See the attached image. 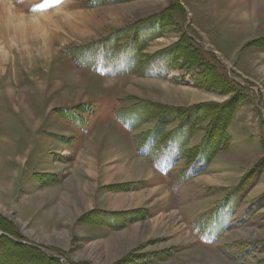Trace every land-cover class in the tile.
<instances>
[{"label":"rangeland","instance_id":"rangeland-1","mask_svg":"<svg viewBox=\"0 0 264 264\" xmlns=\"http://www.w3.org/2000/svg\"><path fill=\"white\" fill-rule=\"evenodd\" d=\"M6 1L81 22L48 32V59L0 40V264H264V156L195 176L214 115L230 120L212 160L246 138L264 152V0L233 33L213 0ZM169 108L200 126L179 129ZM128 151L152 172H120ZM247 177L263 182L251 196Z\"/></svg>","mask_w":264,"mask_h":264},{"label":"bare ground","instance_id":"bare-ground-1","mask_svg":"<svg viewBox=\"0 0 264 264\" xmlns=\"http://www.w3.org/2000/svg\"><path fill=\"white\" fill-rule=\"evenodd\" d=\"M49 1L51 2V0ZM261 4H264V1H261ZM210 5L213 6L212 7L213 10L217 11L218 13L217 16H219L220 18L222 17L224 19H227L226 23L228 26L231 27V29H228V30H231V33H233V32H236V30H238V25L242 23H248L247 22L248 20L253 19L255 12L258 9L260 3L257 4L254 2L253 4L252 2L250 3V1L248 0H213L211 1ZM79 22L81 21L77 20L76 15H72V19H70L69 17L67 18L66 15L60 14V12L56 14L55 13L47 14L44 16H37V14L32 15V16H26V15L21 14V11H19L18 9H15L14 7H12V5L8 4L6 0H0V40L3 38L7 39V41L9 42V45H8L9 48H11L14 43H17V46H19L20 49L24 51H27L30 49V47H33L35 49L32 48L33 50L29 51L28 55L36 53L35 57H41L43 55L44 59L49 58L47 56L49 55L47 50L49 49V45L53 42L54 38L48 32L51 31V33H53L55 30H68L70 32H75V31H78L79 29L78 28ZM49 23H50L51 28H53L51 30L47 29L48 28L47 24L49 25ZM6 49L0 48V62H3V57L7 54ZM55 54L53 55L55 56ZM56 58L60 59L58 57ZM14 67H17V66H14ZM1 72H2V69H0V77L4 75V72L3 73ZM87 77L103 82L102 80L97 79L96 77H93L91 75H87ZM102 130L103 128H101L98 131V133L95 134V136L98 137V135L99 136L103 135ZM127 154L132 158L133 162L121 165L119 168L120 172L124 174L125 173H131V174L135 173L136 175L137 173L136 169L138 167H139V170L144 168V169H147L149 172H152L150 169L146 167V165L141 160L135 158L132 153H129L128 151ZM223 160L224 158L222 159V161ZM225 160L226 161L228 160L230 162L237 161V159L235 158H227ZM87 165L90 168V170L85 169L86 174H89V176L93 179L97 178L98 176L95 172L96 164L91 159H88ZM142 171L143 169L141 170V172ZM141 174L142 173H140L139 175ZM209 181L211 180L209 179ZM152 192L154 194L159 193V192H164V193L166 192L169 195V193L163 187H158L152 190ZM158 220L156 222H158ZM155 230L157 229L155 228Z\"/></svg>","mask_w":264,"mask_h":264},{"label":"trees","instance_id":"trees-1","mask_svg":"<svg viewBox=\"0 0 264 264\" xmlns=\"http://www.w3.org/2000/svg\"><path fill=\"white\" fill-rule=\"evenodd\" d=\"M167 57L169 59H171V55H169V56L164 55V57L163 56L162 57L158 56L155 59V62H153L151 64V66L152 67H156V66H159V65L162 66L164 63H166L168 61ZM129 66H130V63L128 64V67ZM209 77H213V76H209ZM154 106H157V105H154ZM154 106H152V107H154ZM162 107H164V106H162ZM165 107L168 108V106H165ZM169 109H171L169 111H175L176 114H178V115H176V118L174 120H175V122H179V124H178L179 129H185V128L189 129L195 124L193 126V129L195 131V128L200 126L199 125L200 122L198 124L195 123L194 118L196 119V115L192 114V112H190V110H192L191 108H190V110L188 109V110H186V112H183V113L180 112L182 110L180 108H177V109L169 108ZM163 110L165 111V109H163ZM166 110H168V109H166ZM187 114H188V117L186 118ZM182 115L185 118H182ZM117 117L124 123V125L129 127V129L132 128V124L129 123L130 121H128V117H130V115L125 114V113L121 114V112L119 111L118 114H117ZM214 117H216V115H214L212 117L213 119L209 122V125L207 126L208 134H207V136L205 138V141L203 142L204 145L202 147H199L198 151L195 153V161L198 160V159H201L202 162L204 163V165H207L216 154H218L220 151L225 150V148H227V140H228L227 138H228V136L226 134V130H227V125L229 123L230 117H229V120H226V119L223 120L222 121V125L220 124L221 120L218 117H216V118H214ZM210 118L211 117L208 115V117H206V119H204V120H208ZM163 120L166 121L167 119L164 118V116H163L160 125H163V123H164ZM222 127L225 130L224 132H222ZM219 128H221V130H219ZM160 131H161V129L157 130L156 131L157 134L154 133L152 138L153 139L155 138V140H156V137H157L158 133H160ZM217 132H220V133H217ZM218 134L219 135H221V134L225 135L226 141L224 143L226 144V146H224V143H223V145L220 144V142L222 143V140H221V138H218ZM216 145H217V147H216Z\"/></svg>","mask_w":264,"mask_h":264},{"label":"crops","instance_id":"crops-1","mask_svg":"<svg viewBox=\"0 0 264 264\" xmlns=\"http://www.w3.org/2000/svg\"><path fill=\"white\" fill-rule=\"evenodd\" d=\"M213 21V23L214 24H216L215 22H214V20H212ZM217 32H219L220 33V35L222 36V38L224 39V42H225V45H226V47L227 48H234V47H237V45L238 44H236V45H233V43H232V41H230L229 40V38L226 36V34L224 33V32H222V31H220L219 30V28H218V31ZM213 46L215 47V45L213 44ZM215 49H216V47H215ZM236 54V53H235ZM234 54V55H235ZM230 57H231V55H230ZM153 69H158V68H153ZM158 74L159 73H161L160 71L158 72L157 70H155ZM155 72V73H156ZM93 114V113H92ZM91 114V115H92ZM88 124V123H87ZM89 124H91V122L89 123ZM117 127H120V126H117ZM126 129V128H125ZM121 130H122V128H121ZM124 130V129H123ZM79 131V130H78ZM77 131V132H78ZM81 131V130H80ZM78 132L79 134H81L82 136H86V134H84V132ZM122 132V131H121ZM125 133H126V136H128L129 134H128V132H126L125 131ZM130 137V136H129ZM130 140H131V138H130ZM132 142H134V141H132ZM250 142V140L248 139V138H246L245 140H237V146L235 147V148H230V152L232 153V154H230V153H228V154H220V155H218V156H216L215 158H214V160H212L211 161V163H208L207 165H205L204 166V169L203 170H201V171H199V172H197V174H195V176L196 177H198L197 175H203V176H206L209 172H218V173H220L221 175L222 174H226L227 173V177L229 176V172H231V171H237V169H238V167L239 166H234V167H230V166H227V165H225V163H224V161H226L225 159H226V157L228 156V158H236V157H239V156H243V155H245V154H248L249 156H253V157H257V156H259L258 158L259 159H262L263 158V156H264V152L262 151L263 149L261 148V146H260V142H258V141H255V142H253V144H255V146H253V147H248V143ZM238 149V150H237ZM242 149H244V150H242ZM242 150V152H239V151H241ZM244 153V154H243ZM243 154V155H242ZM231 155V156H230ZM224 158V160L222 161V159ZM237 159V158H236ZM221 160V161H220ZM248 167V165L247 166H245V168H247ZM246 170V169H245ZM243 172H245L244 170H243ZM247 174V173H246ZM248 175V174H247ZM246 175V176H247ZM194 176V177H195ZM201 177V176H200ZM229 178V177H228ZM230 178H232L231 176H230ZM244 178V177H243ZM209 181V180H208ZM254 180H253V177L252 178H250V177H247V179H245V181L243 180V186H237L238 187V192L239 193H242V191H244L245 192V196H251V193L253 192V190L256 188H258L263 182L259 179V180H257L256 181V183L255 182H253ZM264 184V183H263ZM206 188H207V186H206ZM245 188H247L246 190H245ZM250 194V195H249ZM240 195V194H239ZM242 195V194H241ZM260 199H263V198H260ZM259 199V200H260ZM254 202V201H253Z\"/></svg>","mask_w":264,"mask_h":264}]
</instances>
